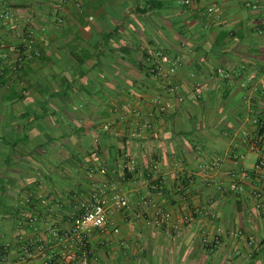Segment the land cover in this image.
<instances>
[{"label": "crops", "instance_id": "0c3cea01", "mask_svg": "<svg viewBox=\"0 0 264 264\" xmlns=\"http://www.w3.org/2000/svg\"><path fill=\"white\" fill-rule=\"evenodd\" d=\"M4 13L0 264L58 254L93 189L130 196L134 176L116 166L125 159L157 167L163 182L139 185L172 219L154 226L152 209L142 220L116 213L91 237L90 264H264V179L251 172L248 142L259 134L254 121L264 124V0H0ZM155 49L178 61L177 97L150 72ZM135 112L151 127L132 136ZM189 179L183 197L175 186ZM203 229H220L218 248L201 243ZM24 247L31 257L22 260Z\"/></svg>", "mask_w": 264, "mask_h": 264}, {"label": "built area", "instance_id": "2783aa9c", "mask_svg": "<svg viewBox=\"0 0 264 264\" xmlns=\"http://www.w3.org/2000/svg\"><path fill=\"white\" fill-rule=\"evenodd\" d=\"M211 9H209L210 11ZM9 17L8 13L0 15V18L7 19ZM32 42L31 34H28L24 38V46H29ZM146 62L150 69L151 74L157 80L162 81L169 92L175 94L177 97L176 87L172 83V77L176 73L178 67V61L172 60L164 51L162 50H152L147 54ZM17 69L21 68V65L16 66ZM195 93L197 97L201 94V86L197 84L195 86ZM116 111V110H115ZM160 112H164L165 108L160 106ZM135 127L131 135H136V131L147 130L151 126L149 123H141L140 116L135 112ZM255 126L257 127L258 135L254 136L249 140V145L251 151L256 154V161L251 167V172L260 178L264 179V124L261 122L254 121ZM243 137L248 139V134L243 133ZM232 159L235 163H238L243 160V155L239 153H234ZM220 164V160H215L212 164L205 165L202 167L204 174L211 172L216 169ZM117 168L122 172L131 170L134 176V183L136 186L132 188L130 196L122 192L121 190L109 185L104 184L96 189H93L90 193L86 194L84 201L81 205L80 213L72 218L71 227L66 232L62 238V247L58 254L49 256L43 264H55V261L58 259L62 263L66 264H90V261L94 259L93 250L90 247V239L93 234L97 231H103L108 224L110 219L120 212H131L133 217L136 220H142L144 218L145 210L152 209L153 217L152 224L154 226H169L172 213L166 209H163L153 203L149 196L143 195L140 187V180H146L150 183L163 182V177L157 172V167L153 166L151 168H145L139 165L129 167L127 160H120L116 164ZM100 173L105 174L106 169L101 167L99 170ZM242 177H246L247 173L242 169L239 171ZM233 180L236 178V173L231 174ZM191 184V180H187V184L183 185L182 182H178L175 186V191L180 195L185 197V191L187 187ZM156 190H159L158 185L154 187ZM239 187L235 186L233 190H238ZM258 196V195H257ZM264 206V202H263ZM212 219H215V215L209 216ZM189 219H182L175 223L171 224V230L179 233L181 226L185 223H188ZM116 231V229H115ZM200 241L210 250L216 249L220 246V229H217L215 233H211L207 229L201 230ZM248 247L254 248L255 240L253 238L246 241ZM36 245L39 251L45 249L46 243L41 240L36 241ZM7 246L5 247V251ZM24 255L21 257L24 260L26 257H31L30 250L28 247L23 248ZM56 258V260H55ZM3 261H5L3 259Z\"/></svg>", "mask_w": 264, "mask_h": 264}]
</instances>
